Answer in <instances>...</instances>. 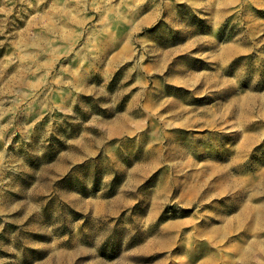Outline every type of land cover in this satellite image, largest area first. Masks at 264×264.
Returning <instances> with one entry per match:
<instances>
[{
	"label": "rangeland",
	"instance_id": "rangeland-1",
	"mask_svg": "<svg viewBox=\"0 0 264 264\" xmlns=\"http://www.w3.org/2000/svg\"><path fill=\"white\" fill-rule=\"evenodd\" d=\"M79 2L35 72L0 21V264H226L238 212L264 243V0Z\"/></svg>",
	"mask_w": 264,
	"mask_h": 264
},
{
	"label": "crops",
	"instance_id": "crops-1",
	"mask_svg": "<svg viewBox=\"0 0 264 264\" xmlns=\"http://www.w3.org/2000/svg\"><path fill=\"white\" fill-rule=\"evenodd\" d=\"M0 21L3 26L2 40L5 46L2 63L10 65L11 59L17 56L19 49L25 50L28 61L24 68L26 72H35L36 55L44 58L68 56L73 47L77 46V40L82 37V34L77 32L83 25L82 4L81 2L77 4V0H0ZM40 24H43L44 32L36 37L34 28L35 25ZM53 25L61 26V29L60 27L51 29ZM68 25L75 28L67 27ZM22 41L24 46L21 44ZM80 49L83 50L82 46ZM44 58L38 63L45 69L48 61ZM84 67L82 66V69H85ZM74 71L79 72L80 68H75ZM241 213H235V217ZM234 218L226 219L218 228L209 229L211 234L217 235L213 239L208 237L207 244L209 247H211L210 243L231 244L229 253L226 254V264H257L255 260L260 256L258 250L264 243L252 246L256 240H259L258 233L245 230L243 226L236 227L238 222ZM237 235L240 236L236 237ZM215 251H211V255L207 257L211 259L209 264H216L213 261Z\"/></svg>",
	"mask_w": 264,
	"mask_h": 264
},
{
	"label": "bare ground",
	"instance_id": "bare-ground-1",
	"mask_svg": "<svg viewBox=\"0 0 264 264\" xmlns=\"http://www.w3.org/2000/svg\"><path fill=\"white\" fill-rule=\"evenodd\" d=\"M262 224V223H261ZM262 242V241H261Z\"/></svg>",
	"mask_w": 264,
	"mask_h": 264
}]
</instances>
